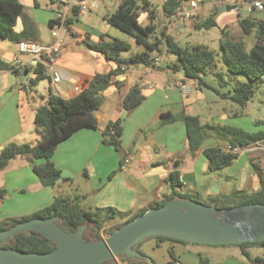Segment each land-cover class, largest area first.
Returning <instances> with one entry per match:
<instances>
[{
	"label": "crops",
	"instance_id": "1",
	"mask_svg": "<svg viewBox=\"0 0 264 264\" xmlns=\"http://www.w3.org/2000/svg\"><path fill=\"white\" fill-rule=\"evenodd\" d=\"M20 1L36 29L29 38L24 39L50 45L54 41L50 21L56 18L58 12L66 10L67 3L71 0H50L57 4V8L46 5L47 10L41 9L39 0ZM164 1L161 0L164 29L160 31L161 34L150 39L160 41V50H150L140 44L137 53H147L150 63L123 67V72L113 77V81H122L124 86L119 90L113 83L103 91V103L96 112L98 128H81L57 145L51 159L60 172L67 171L69 176L61 177L55 186H45L33 170L34 164L43 161H35L26 156L11 160L0 171L14 170L16 191L20 195L28 194L29 201L32 202L26 208L9 215L20 217L50 205L57 197L54 195L56 187L81 175L93 182L92 190H84L80 199L77 196L81 203L83 201L90 207H114L127 213L124 219H116L107 226L123 222L170 196L174 190L167 177L173 172L178 174L180 183L175 190L199 201V198H204L208 202L211 196L217 194L228 195L236 191L254 193L264 190V138L240 147L248 152L247 156L240 157L238 153L229 166L221 169H225L227 174L223 181L217 178V171L210 170L209 159L205 154L208 148L228 150L231 147V135L227 127L239 128L249 133L264 130V122L261 121L251 120L249 125L241 124L239 119L245 115L244 111H234L239 107H235L237 103L230 97L232 88L237 81L244 79L239 75L231 77L234 81L229 82L220 79V74L214 72V77L209 74L204 76L209 84L206 86L200 85L196 80L186 79L183 72H173L167 68V64L175 60L174 56H169L167 50L169 36L177 42L181 37L188 36L190 45L204 46L201 43V32L209 31L210 28H199L198 24L215 13L216 26L213 27L222 31L220 45L224 32H227L242 42L246 50H250L256 42V33H244L240 21L243 18L264 21V11H250L244 5L238 10L234 8L236 1L241 3L245 0H196L198 8L195 17L172 20L166 14ZM190 1L186 0L182 6H189ZM96 2L99 6V2ZM83 18L84 11H76L75 14H70L68 24H56L64 43L58 54L47 55L42 59L20 53L17 41L0 35V151L11 142L32 145L38 142L40 135L31 125L34 124L36 109L47 102L49 88L69 99L78 94L74 89L76 84L85 85L87 88L96 73L108 72L117 67L114 61L108 60L103 54L90 50L85 40L90 38L98 41L102 34H107L129 42L128 34L106 20L104 21L110 27H94L83 22ZM23 28L20 18L15 30L20 33ZM159 53L166 55L168 62L163 59L158 64L153 63V57ZM16 57L25 62V68L16 69L15 72L12 68H6L5 64L12 66ZM38 64L44 66L49 76L47 86L32 82ZM22 72L32 74L31 83L37 84L34 88L22 82ZM55 75L60 76L57 83L53 82ZM136 83L141 85L145 100L132 113L127 114L123 98ZM167 114L199 117L204 126V136L196 151H191L185 121H165L163 115ZM116 120H121L123 127L122 152L103 143V130ZM126 157L129 158L128 162H125ZM18 160L20 164L15 168L14 164ZM30 168L34 173L30 171L28 174ZM112 173L114 175L111 177ZM215 183L219 191L213 193L211 190L216 189ZM4 185L7 186L8 183ZM0 187H3L2 184ZM103 231L101 234L105 237ZM170 249L175 251L182 264H198V260L195 259L194 262L187 258L191 253V243L148 237L140 247L154 264H167L171 260ZM131 259L134 258L118 256L113 261L114 264H140Z\"/></svg>",
	"mask_w": 264,
	"mask_h": 264
},
{
	"label": "trees",
	"instance_id": "2",
	"mask_svg": "<svg viewBox=\"0 0 264 264\" xmlns=\"http://www.w3.org/2000/svg\"><path fill=\"white\" fill-rule=\"evenodd\" d=\"M186 0H165L164 8L167 15H171L176 9ZM149 4L144 1L143 5L139 0H120L119 8L105 16V20L124 31L128 35L135 38L138 44L147 47L150 50H160V41L150 39L154 36L157 25L154 23L155 14L149 11L150 22L146 25L140 23L141 8L146 12ZM78 12V8L74 10ZM215 13L206 20L198 24L199 28H211L216 26ZM22 19L24 28L18 33L15 30L18 19ZM69 23V19L66 24ZM56 21H50V26L53 27ZM240 26L244 33H256V42L250 50H246L239 40L231 37L227 32H224L221 41L222 59L226 65L230 77L244 75L248 77L249 81H237L231 92V99L240 106L246 105L256 94L255 85L264 77V21H257L251 18H243L240 21ZM69 30V28H68ZM36 32L34 22L26 13L25 7L20 0H0V35L3 38H9L17 42L24 38H29L30 35ZM31 40V39H29ZM168 52L175 56V60L167 64V68L173 72H183L186 79L196 80L200 85L209 84L205 81L204 76L209 72L208 70L216 62L217 53L207 46L202 45H180L173 37L169 36ZM87 47L90 50L103 54L108 60H112L117 64L115 69L108 72L96 73L89 86L82 92L78 93L72 98H63L49 88L47 102L36 109L34 117V125L36 131L40 135V139L34 145L29 143L11 142L7 144L0 151V171L5 169L9 162L19 156H26L32 160L42 159L40 164H34L33 170L36 176L41 180L45 186H55L61 178L60 170L56 167L51 157L59 143L69 138L77 130L81 128H98V121L96 112L103 103L102 93L105 89L116 84L119 90L124 86L122 81H113V77L123 72V67H130L139 63H150L147 53H135L129 57L121 56L123 51H129L131 44L128 41L117 37H112L107 34H102L100 40L95 41L90 38L85 40ZM6 68H12L11 65L5 64ZM15 72L17 70L13 69ZM49 78L45 72L42 64H38L35 68V77L32 82ZM145 100V94L139 83L134 84L123 98V105L127 114L132 113ZM165 121H175L182 119L187 126L189 143L191 151H196L203 140L204 126L198 116L194 115H163ZM228 133L231 135V147H244L247 144L256 142L264 138V130L257 133H249L239 128L227 127ZM122 124L121 120L110 122L103 130V143L112 145L114 148L122 152ZM205 154L209 159V168L212 171L221 170L229 166L237 154H233L229 150L219 147L208 148ZM114 173L111 174V177ZM167 181L173 188V193L161 202L156 203L153 207H158L166 204L169 200L176 197L187 198L188 194L178 193L175 189L179 186V177L176 172L171 173L167 177ZM6 189L0 187V200L6 196ZM262 202L264 203V190H259L254 193L246 191H236L228 195L217 194L211 196L207 202L209 205H215L219 208L234 207L244 203ZM146 210L131 216L124 220L116 228L111 229L109 234L124 223L136 218L138 215L144 213ZM57 216L59 218V225L63 229H69L74 232L82 225L90 224V230L94 236L90 241L103 238L101 231L106 229V226L116 220L124 219L127 213L121 212L114 207H96L94 210L84 209L79 203L78 197L57 196L54 201L28 215L13 217L8 220H2L0 223V230L11 228L19 222L26 221L37 217H51ZM160 240L169 239L180 241L183 243H191L168 236L158 235L151 236ZM145 240V239H144ZM142 240L135 249L144 254L140 250ZM249 244H256L264 246L262 242H247L237 244L242 248L243 254L247 257L250 264L256 261H262L263 257L253 258L246 246ZM5 248H14L25 252H47L52 250L55 245H51L47 237L32 231L31 235H26L20 232L11 238L7 243L2 245ZM171 260L167 264H177L181 260L173 249L169 250ZM123 258L130 259L124 255ZM140 264H149L146 260L131 259ZM108 264H114L111 260ZM200 264H214L208 259L201 257Z\"/></svg>",
	"mask_w": 264,
	"mask_h": 264
},
{
	"label": "water",
	"instance_id": "3",
	"mask_svg": "<svg viewBox=\"0 0 264 264\" xmlns=\"http://www.w3.org/2000/svg\"><path fill=\"white\" fill-rule=\"evenodd\" d=\"M60 175L63 178L69 176L67 171H61ZM215 187L211 190L213 193L219 191L217 183ZM86 228L87 224L74 232L63 229L57 216L19 222L0 230V264H108L120 255L154 264L135 246L148 237L158 235L210 245L262 242L264 203L219 208L190 197H177L162 206L147 209L105 238L87 240L84 237ZM32 231L47 237L55 247L47 252L2 247L18 233L31 235Z\"/></svg>",
	"mask_w": 264,
	"mask_h": 264
},
{
	"label": "rangeland",
	"instance_id": "4",
	"mask_svg": "<svg viewBox=\"0 0 264 264\" xmlns=\"http://www.w3.org/2000/svg\"><path fill=\"white\" fill-rule=\"evenodd\" d=\"M99 2V6L95 9L89 8L84 11V16L85 18L82 19L83 22L92 25L94 27H100V26H108L110 27L109 24H107L105 20V16H107L110 13L115 12L119 6H120V0H96ZM149 3V10L146 12L144 8H141V15L139 18V21L141 24L146 25L150 22L149 20V11H153L155 14V19L154 23L158 25V33L155 32L154 35L156 34H161L160 31L164 29V14H163V9H162V4L161 0H146ZM41 3V9L47 10V6L49 8H57V4L51 3L50 0H39ZM144 0H139V3L143 5ZM151 3V4H150ZM239 4V1H236L234 5ZM174 20L175 18H171ZM160 32V33H159ZM201 37L203 39L201 40V43L204 46L209 47L210 49L214 50L217 53V58L215 64L212 66L211 69L208 70V74L210 77H212L214 72L219 73V78L227 80L229 82H233L234 80L230 77V73L228 72L226 65L222 59V50L220 47V39L222 37V31L218 29L217 27H212L210 28L209 31L204 30L201 32ZM110 36V35H109ZM190 37L188 36H183L181 37L178 42L182 46H186L190 42ZM68 39H69V34H68ZM129 43L131 44V49L129 51H123L121 56L123 57H129L132 54L137 53L140 50V44H138L132 36L128 35ZM250 47H248L249 49ZM159 56H164L165 62L167 61V56L164 55L163 53H159ZM169 56H174L169 54ZM175 57V56H174ZM164 62V63H165ZM22 82L26 83L28 87H35L38 83H42V85L47 86L48 79H41L38 80L35 84L31 83V78L32 74L31 73H26L22 72ZM34 76V74H33ZM244 81H249L248 77L244 75H240ZM214 77V76H213ZM256 88V95L254 96L253 100L250 101L245 108H242V106H238L237 104L235 107H239L238 109L235 108L236 111H244L245 115L243 118L239 119L241 124H248L249 121L257 122L261 121L264 122V77L262 80L256 83L255 85ZM229 108V107H227ZM233 109V108H231ZM264 124V123H263ZM32 128L35 130L34 124L31 125ZM249 132V131H247ZM247 151L244 149H240L239 154L240 157L246 158L247 156ZM243 158V159H244ZM42 159H37L35 161H38ZM41 163V162H40ZM20 164V160L18 162H15V168L18 167ZM39 164V163H38ZM33 172L32 168L30 170L28 169V174ZM34 173V172H33ZM15 172L9 171V172H1L0 173V184L6 189V196L3 200H0V223L2 220H8L13 218L14 215H9V214H15L14 212L17 210H21L26 208V206H29L32 202L29 201L28 194L20 195L18 191H16L15 186L16 184L14 183L15 179ZM226 170H217V178L220 179L221 181L226 180ZM8 183L7 186L4 185V183ZM93 189V182L87 178H85L83 175L77 176L71 180H66L64 184L61 186L56 187L54 190V195L56 196H70V197H77L79 196V199L82 198L81 194L84 190ZM28 190V189H27ZM28 192V191H27ZM26 192V193H27ZM201 202L207 204V200L204 198H199ZM80 205L82 208L90 210V209H95L96 207L94 205H91L92 207L89 206V204L85 203L82 201H79ZM92 204V203H91ZM22 216V215H21ZM9 217V218H5ZM18 217V216H17ZM5 218V219H4ZM122 222H119L116 225H111L107 226V228L103 231V234L105 237L109 235V232L111 229L116 228L118 225H120ZM90 224H87V228L84 232V237L87 240H91L93 238L94 234L90 230ZM104 237V238H105ZM10 240V239H9ZM8 240V241H9ZM7 241V242H8ZM6 242V243H7ZM5 244V243H4ZM3 244V245H4ZM192 249L190 255H187V258H190L194 262L198 260V264H200V259L201 257L208 259L210 262L214 264H250L249 260L247 257L243 254L242 248L238 245L234 244H225V245H210V244H198V243H191ZM246 249L249 251L251 256L253 258L259 256L264 258V246L261 245H256V244H249L246 246ZM196 259V261H195ZM182 264V261L177 262ZM254 264H264L262 261H256Z\"/></svg>",
	"mask_w": 264,
	"mask_h": 264
},
{
	"label": "built area",
	"instance_id": "5",
	"mask_svg": "<svg viewBox=\"0 0 264 264\" xmlns=\"http://www.w3.org/2000/svg\"><path fill=\"white\" fill-rule=\"evenodd\" d=\"M244 5L248 10L253 11H264V0H245L241 3L235 5V9H240V7ZM98 7V3L96 1H89V0H71L67 3V8L64 11L58 12L56 18L54 19L56 21L57 25H65L70 17L71 13H74V10L78 8V11H85L89 8H96ZM197 8H198V2L196 0H191L189 3V6H180L176 9L174 13H172L170 16L171 18H184V19H190L192 17H195L197 15ZM54 25L52 35L54 38V41L50 45H43L35 40H29V39H23L17 43L18 51L20 53H27L33 57L42 59L44 56H49L51 54H58L62 44L64 43V38L61 36L57 31V25ZM164 59V56L156 55L153 57V63L158 64ZM13 69H22L25 68V62L20 59L19 57H16L14 59V62L12 63ZM60 81V76L55 75L53 78V82L57 83ZM75 91L77 93H80L84 91L85 85L76 84ZM240 147H229V151H231L233 154H238L240 151ZM129 158H125V162H128Z\"/></svg>",
	"mask_w": 264,
	"mask_h": 264
}]
</instances>
